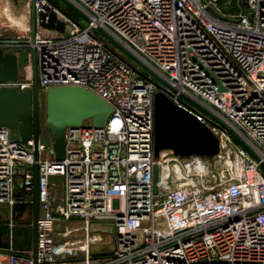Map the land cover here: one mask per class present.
Returning <instances> with one entry per match:
<instances>
[{"label":"built area","instance_id":"obj_1","mask_svg":"<svg viewBox=\"0 0 264 264\" xmlns=\"http://www.w3.org/2000/svg\"><path fill=\"white\" fill-rule=\"evenodd\" d=\"M65 1L80 15L35 0L36 11L46 5L65 24L57 37L38 29L30 44L38 88L79 87L113 111L102 128H67L62 160L53 148L41 158L40 134L35 160L32 139L12 142L0 126L8 228L15 205H33L35 163L39 200L36 254L10 241L0 264L77 256L82 264H264V0H238L230 11L221 0ZM29 39L30 28L14 41ZM1 87L32 88L31 63ZM157 93L208 128L218 154L155 156ZM92 223L112 228L109 250ZM97 245L104 250L93 254Z\"/></svg>","mask_w":264,"mask_h":264},{"label":"water","instance_id":"obj_2","mask_svg":"<svg viewBox=\"0 0 264 264\" xmlns=\"http://www.w3.org/2000/svg\"><path fill=\"white\" fill-rule=\"evenodd\" d=\"M67 7L80 15L65 0ZM208 4L207 0H201ZM212 11L215 9L208 5ZM38 28L65 33V24L57 18L56 13L46 5L36 11L35 0H30V39L21 41H0L11 45H19L11 50L0 48V81H16L20 71L31 63L33 71V87L19 90L16 87L0 88V126L10 130L12 142L26 144L32 139L34 155L37 160V143L40 134V104L37 64L34 43ZM209 74V72H207ZM212 81L216 79L212 77ZM221 88V87H219ZM112 108L93 92L79 87H52L45 95V125L53 142V152L57 160L65 155V134L67 128L82 126L90 122L95 128L106 125ZM240 146L257 159L252 152L236 138ZM162 150H170L176 156L212 157L219 152L217 137L193 115L171 102L162 93L154 97V152L158 156ZM258 160V159H257ZM154 181L156 182V168ZM39 214L38 200V166L34 165V198L32 222V246L36 254V221ZM112 229L99 223H92L91 231Z\"/></svg>","mask_w":264,"mask_h":264},{"label":"rangeland","instance_id":"obj_3","mask_svg":"<svg viewBox=\"0 0 264 264\" xmlns=\"http://www.w3.org/2000/svg\"><path fill=\"white\" fill-rule=\"evenodd\" d=\"M8 4H5L3 7H0L1 13L3 15H6L9 17H13L10 8L15 9L18 13V16H15L16 21L24 25V30H19L21 33V36L26 37L28 33V29L30 28V0H7ZM54 5L59 7L61 10L68 11L72 13L74 16H77L78 14L75 13L73 10H71L69 7H67L61 0H51ZM219 7L224 11H230L233 9H239L238 0H221ZM4 21V20H3ZM6 23V22H5ZM18 26V25H17ZM39 32L46 37H57L58 34H56L53 31L50 30H44L42 28H38ZM3 37V36H2ZM20 75H23V69L20 71ZM45 95L46 91L43 89L39 90V104L40 108H43V114H44V121L41 125L40 130V142L45 145L46 150L41 155V158L44 159L48 157V151L52 150V139L50 132L46 129L45 125ZM22 206V205H20ZM8 208L6 205L0 204V214L2 215L3 219L0 221V244L1 245H8L10 241H12L13 247L19 251H26L30 248L31 242H32V222H33V210L32 205L30 204H23V206L18 209V206L13 207V217H12V223L13 228L10 230L7 226L9 217H8ZM71 227H76V224H67ZM112 232V229L105 230L104 233H102L103 236L106 237L105 248L106 250H109L110 248H107L110 245V242L112 240V235L110 234ZM19 248V249H18ZM21 248V249H20ZM101 250V247L99 245L92 247L93 254L99 253ZM64 262L61 264H82V258L77 256L75 258H66L63 260Z\"/></svg>","mask_w":264,"mask_h":264},{"label":"crops","instance_id":"obj_4","mask_svg":"<svg viewBox=\"0 0 264 264\" xmlns=\"http://www.w3.org/2000/svg\"><path fill=\"white\" fill-rule=\"evenodd\" d=\"M7 2H8L7 0H0V7H3L5 4H8ZM10 10H12L11 13L13 12L12 13L13 17L8 18V16L3 15L1 13V9H0V40H12V41H14V38L16 36H19L21 33L19 30L25 31L24 25H22L21 23L17 22L16 19H14V18H16L15 16H18V13L16 12V10L12 9V8H10ZM32 210H33V205H32ZM7 211H8V217L10 220L9 210H7ZM2 220H4V219H3L2 215L0 214V221H2ZM32 239H33V236H32ZM7 246L8 245L5 246V245L0 244V248H5ZM31 250H33L32 242H31L30 248L24 252L31 251Z\"/></svg>","mask_w":264,"mask_h":264},{"label":"trees","instance_id":"obj_5","mask_svg":"<svg viewBox=\"0 0 264 264\" xmlns=\"http://www.w3.org/2000/svg\"><path fill=\"white\" fill-rule=\"evenodd\" d=\"M22 195V194H21ZM17 196H20V191L18 190ZM23 206V205H22ZM22 206H18V209H20Z\"/></svg>","mask_w":264,"mask_h":264},{"label":"bare ground","instance_id":"obj_6","mask_svg":"<svg viewBox=\"0 0 264 264\" xmlns=\"http://www.w3.org/2000/svg\"><path fill=\"white\" fill-rule=\"evenodd\" d=\"M3 32V31H2Z\"/></svg>","mask_w":264,"mask_h":264}]
</instances>
